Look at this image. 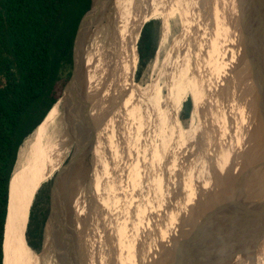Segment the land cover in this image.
Wrapping results in <instances>:
<instances>
[{
  "label": "bare ground",
  "instance_id": "6f19581e",
  "mask_svg": "<svg viewBox=\"0 0 264 264\" xmlns=\"http://www.w3.org/2000/svg\"><path fill=\"white\" fill-rule=\"evenodd\" d=\"M185 1L187 0H109L108 5L103 9V11L92 18L86 26V29L88 27L89 29H85L82 48L78 56L79 74L77 99L80 100V104L78 102L77 105L75 102L72 106V104L68 105V102H66L65 99H58L57 103L48 112L42 123L34 130L30 137L26 139L19 149L17 165L13 171L9 186L8 212L3 243V264H36L25 253V251L32 253L24 236L31 200L38 186L46 181L63 162L72 143L68 134H74L75 137L78 133V126L80 122L84 123L87 120L86 117L89 120V117L92 114L100 111V116L97 121H94L95 117H92L91 119V122L93 121L91 124L95 126L97 133L95 136L96 139H94V146L91 151L92 153H90V157L92 156V159L95 158L94 156H97L94 161H99L97 162V166L99 167L97 171L100 173L105 171L102 166L105 167V165H108L106 164L107 161H105L107 160L106 149H109L111 154H115L116 150L119 151L121 149H123V153H130L132 152V149L138 150V146L135 145L136 143L134 141L136 138L138 140L141 136H139V129L141 130L140 127L142 125V121L144 122L145 120V124L146 121H149L147 126L150 127L151 122L154 123L158 118H160L157 115L160 109L154 110L149 108V111L144 109L147 105H149L148 99H151L150 96H152V93L147 96V91H141L139 87L135 90H130L128 93L126 91L128 83L131 86L133 85L132 79L138 60L136 44L139 39L140 31L144 24L150 19L155 18L160 14H164L165 21L163 26L165 31L163 34L165 36L168 26L167 19L169 12L175 10L173 8L178 6L179 12L183 15L186 6L183 8L181 4ZM215 1L216 3H219L220 6L221 4L227 5L226 10L224 11H222L223 6L220 7V13L222 15L226 11V13H228L230 24L234 26L233 31H235V33L231 38H233V40L235 39L233 43H235L236 52L233 55L234 62L232 63L235 70L233 71L231 67L232 73L236 75L243 67V71H246L245 67H251V69L248 73H246L248 77L246 83H244L246 77L242 74L243 78L241 75L238 79L239 85L233 83L234 85L231 86L229 94L228 90L223 89V86H221L223 91H219V102L224 104V99H228L229 101V105L227 107L228 109L223 107L227 112L224 125H220L218 118V122L213 127H209L208 129L206 127L203 132L200 131V154L203 152L205 157L209 155V159L205 162L201 160L200 163L201 172L199 180L201 183L200 181L198 182L200 183L199 192H197V190L196 195L194 194L190 197L187 196L189 199L187 198L188 200L184 203L180 201L182 203L180 204L181 206L174 205L175 201H173V208L168 209L167 213L164 212L165 215L163 213L164 216H162L161 219L157 213H152L154 212L153 210L147 216L144 214L145 211H143V208L145 207V204L149 203L151 205L152 200L150 198L148 200V197H150V192H152V190L143 187V189L137 188L136 183L132 180L133 177H135V173L131 175L133 173L131 171V174H129L131 176L128 178H131L130 181L134 188L131 190V194L129 193L128 195L136 197L132 199L135 202L133 204L134 210L132 209L131 214L129 213L130 209H127L126 219L130 217V220L128 219L127 221H130L129 223H131L134 228L131 229V233L130 229L129 232L126 231L127 236H125V238L128 239L125 241L122 228V226L124 227V223H122V220L118 223L117 218L120 214L119 211L125 212L123 205L122 207L120 206L121 203L119 205V201H121L119 199V191L115 185H112L113 188L109 187V183L113 180L108 183L101 175L98 177L99 179L96 180V174H94L95 168L91 167L90 171L83 168L86 161H89L87 164L91 163V161L88 160L90 158L89 155H84L85 152L83 148V156L80 157L78 164L68 172L65 182L63 183V186H61L60 198L53 201L55 216L49 226L50 241L48 245H53L54 248L52 249L55 250L54 253L56 252L54 256L61 264H98L97 261H99V264H167L176 251L177 246L186 236L197 217L206 218L212 215V217L215 218L217 225L225 223L229 219L227 218L228 216L224 217V212L225 210H230L231 208V200H229L230 191L233 189V184L237 183L242 184V186L240 185L242 192L248 191L245 194L243 193L244 195L238 199V202L242 204V206L236 207V213L233 215V217L237 220L231 222L232 225L229 228V233L224 231V233H222V238L219 234L220 238L216 239L215 248H213L214 251L208 261L207 259L205 260V263L264 264V213H262L261 210V214L258 215L259 212L256 210L257 206L255 205L257 200L254 198L260 195L257 184L264 180V29L259 19V11L257 10L255 0ZM204 5H206V3ZM205 21L207 22L206 19ZM187 26L188 25H186V28ZM182 31L184 32V30ZM180 39L181 38H179V40ZM198 41H200V39ZM243 41L245 45L240 47V44L238 43H242ZM192 42H194V40L187 42L188 48L186 47V52L179 54L176 57V59H178L177 62H174V64H171L169 69L165 70L168 72H166V85L170 95L168 102L171 104L170 106L171 109H173L174 116H177L176 107L178 109L180 107H178L177 104L180 102L187 90L192 93V102L194 104L192 115L194 118L200 115L199 111L202 110L200 105L205 98L204 96H200V88H204L201 83L203 82L204 84H208L207 79L203 80V76L200 74V43L198 42V45L194 46L196 42L193 44ZM176 47L178 48V45ZM181 48L183 49L184 47L181 46ZM177 50H180V48ZM250 53H252V55H250ZM205 56H207V54ZM111 69L113 70L108 74ZM212 84L216 85V83H210L208 85L209 88L211 86V90H214ZM240 84H243L244 86L241 87ZM205 87L206 90H208L206 84ZM233 89L238 92L236 96H231ZM244 95L246 103L245 111L243 109H239V113V111L234 110L235 107L233 104H235L236 99L242 100ZM123 96L125 97L123 98ZM207 96L210 97L208 94ZM82 100H85L86 102V113H84L85 105L82 104ZM155 103H157V100ZM114 106L116 107L113 108ZM145 110L147 113L145 114V112H143L144 114H141V112ZM151 111L152 113L155 112V114H151ZM219 111H222V109ZM174 116L173 120L175 122ZM219 116L223 118V113ZM145 117H148V120L147 118L145 119ZM201 118L202 117H200L199 120H202ZM237 118L238 120L240 118L239 122ZM104 119H108L110 122L108 125L109 127L106 125L108 128H106L107 137L105 136L106 140L108 139L109 141L108 146L105 145V142L107 141L105 140L104 142V136L103 133H101L102 127H99V121L105 122L103 121ZM159 125L162 126L161 124ZM165 128L168 129V127ZM143 129H147V127H144ZM125 130H128L127 134H129L127 135V140L131 139L129 143L124 139V137V140L121 141L122 144L117 141L119 146H117V148H112L110 145L111 138H115V136L118 138L122 135L121 133L124 134ZM92 132H94V129ZM208 134H211V138H207L206 135ZM167 135L169 134L166 133V136ZM186 136L188 137V135ZM155 138H157V136ZM163 138L169 139V137L165 136ZM184 139L185 135L183 140L178 141L180 147L184 146ZM83 140H85V138H83ZM170 140L172 141V139H169V141ZM150 141H148L149 145L151 144ZM164 141L167 144L168 141ZM130 142L133 144H130ZM141 142L143 143L142 140ZM163 142L161 141V143ZM209 142L214 145L212 149L208 144ZM82 143L81 146L84 145ZM121 146H124L125 148ZM206 146H208V149H206ZM157 149H159V147ZM123 153L120 152V154ZM132 153L134 154V152ZM133 154L131 155L133 156ZM114 158H116V156ZM139 158L137 159L139 160ZM202 158L205 159L203 156ZM127 161L131 162V160ZM134 161L136 162L135 159H132L133 163H135ZM235 162L237 165L239 164V166H241V170L236 175L235 179L231 181L233 179L231 177L236 173L237 169V167L235 169L234 166ZM133 163H131V165ZM177 165L178 167L182 166V163H177ZM97 166L95 167L97 168ZM130 167L132 169V166ZM204 168L206 169L203 170ZM158 169L162 170L163 173H166V170H169L160 167ZM176 169L177 167L175 165V170ZM125 170L126 169L124 168V173ZM113 171L110 172L113 173ZM204 172L205 177L203 176L204 178L202 179ZM111 175L109 174L108 176L111 177ZM191 175H193V173ZM151 176L153 177V175ZM161 176L162 175H160V177ZM112 177H115L114 179H116L115 175ZM169 178L170 176L168 175L166 181L170 182ZM107 179L110 180L109 178ZM151 182L153 186L154 180ZM141 184L142 183H140V185ZM116 185L118 184L116 183ZM147 186H149V184ZM189 186L191 185L189 184ZM185 187L187 188L186 185ZM216 189H218V191ZM220 189L222 192L218 195ZM215 190L217 191L216 193ZM123 192L124 194H127L125 191H122V193ZM178 192L180 191L178 190ZM178 192L176 191V193ZM126 197L127 195L121 197V199ZM129 200H131L130 197ZM244 200H246V202L249 200V203L245 202L244 204L242 202ZM164 201H166V198H164ZM123 203H125V201H122V204ZM160 203L156 205L159 206ZM162 204L165 206V203ZM160 208L158 211L163 212ZM214 211L215 213L218 212L219 216H214ZM139 213L143 214L146 223L145 225H142L143 222L140 223V219H138L139 216L137 215ZM246 214H248L249 218L247 217V219H244ZM135 217L138 218L136 219ZM153 219H155V222ZM151 221L156 224V231L150 230L153 223ZM147 223H149V225H147ZM129 226L130 224L126 225L127 229ZM121 239L124 240L125 245L120 244L118 251L114 254L111 245L113 243H115V245L117 243L119 244Z\"/></svg>",
  "mask_w": 264,
  "mask_h": 264
},
{
  "label": "rangeland",
  "instance_id": "374dc122",
  "mask_svg": "<svg viewBox=\"0 0 264 264\" xmlns=\"http://www.w3.org/2000/svg\"><path fill=\"white\" fill-rule=\"evenodd\" d=\"M205 1H207V0H187V1H185L183 4H181L183 8H185V6H186V9H184L185 11L183 12V15H182L181 12H179L178 6H176V8H173L175 10H172L168 14V19H167V25H168L167 26V29L168 30L166 29L165 36L163 34V32L165 31L164 30V26H163L164 25V21H165L164 20L165 19L164 14H160L157 17L152 18V19L149 20V21H155L154 32H153V34H154V43H155L154 53H153V56L150 59H148L144 64L140 63L139 59L137 60L136 69L134 70L133 79H132V84L133 85L131 86L128 83V86H127L128 88H127L126 91L128 93L130 90H135V89H137V87H139V89H141V91H145V92L147 91V96L150 93H152V96H150L151 97L150 100H152V101H150L148 99V102L149 103L148 102L147 103L149 105H147L144 109H146L147 111H149V108L150 109H154V110L160 109V111L158 112L159 114L157 113L158 117H160V118L157 117L158 118L157 121H155L154 123L151 122L150 123V127L147 126L149 124V121H146V124H145V120H144V122L142 121V125H145V126H142L141 125V121H140V125H141L140 128H141V130L139 129L140 132L139 131L138 132H139V136L140 135L141 136L139 137L138 140L136 138L135 141H134L136 143L135 145L138 146V148L136 146V148L138 150L132 149V152H134V154L135 153H137V154L134 155L132 152H130V153L125 152L126 153L125 154L122 151L123 149H121L119 151L121 153H123V154H120V152L116 150L115 151V154L113 153L114 154L113 155V154L110 153L109 149L108 150L106 149V154H107L106 155V159L107 160H105V161H107L106 164H108V165H105V167L102 166L103 170H105V171H103L101 173L99 171H97V169L99 168L97 166V164H98L97 162H99V161H97V162L94 161L97 156H94L95 158L92 159V156L90 157V154H89V157L90 158L88 157L89 158L88 160L91 161L90 164H92V165L87 164V163H89V161L88 162L86 161L85 162V165L83 167L84 169H88L89 171H90V168L91 167L95 168L94 174H96V177H97V178L95 177L96 180L99 179L98 177H100V175L108 183L111 182V180H113V181L115 180L114 181L115 183L113 181L111 183H109V185H110L109 187H112L113 188L114 185L117 187V189L119 191V194H120V198L119 199L121 200V201H119V205L121 203L120 206L122 207V205H123V208L125 209V212L119 211L120 214L117 217L118 218V223H120L121 220H122V223H124V227L122 226V228H123V237L124 238H125V236H127L126 235L127 234L126 231L129 232V229H130V233H131L132 232L131 229L134 228L131 225V223H129L130 221H127L128 219L130 220V217L128 219H126L127 209H130V212L129 213L132 214L133 204L135 203L132 199L136 197V196L134 197L132 195H128L129 193L131 194V192H132L131 190H133V188H134L133 185L131 184V181H130L131 178H128V177L131 176V175H133L135 173L134 174L135 177H133L132 180H134V183H136V187L139 188V189H141L143 187V188H147L149 190H152V192H150V197H148V200H149V198L152 200L151 205L149 203L148 204H145V207L143 205V207H144L143 208V211H145L144 214L147 215V216L153 210L154 212H152V213L153 214L154 213H157V215L160 216V219H161V217L164 216L165 213H167V210L168 209L173 208V206H172L173 205V201H175L174 202V205L181 206L180 204L186 202V200L189 199L187 196L190 197L191 195L192 196L194 194L196 195V191L198 190L197 192H199V190H200L199 187H200L201 181L199 179H200V172H201L200 171L201 170L200 169L201 160L205 162L206 160L209 159V155L205 157V154L203 152H202V154H200V133L203 132V130L206 129V127H207V129L209 127H213L218 122L217 121L218 118H219V121H220L219 122L220 125H224V120L226 118L225 116H227V112L224 110L223 107H225V109H228L227 107L229 105V101H228V99H224V102L225 103L224 104H221L219 102V97H218L219 96V91L222 92L223 89H227L228 90V94H229V90H230L231 86L234 85L233 83H235L236 85H239L238 84V79L240 78V76L242 74H244V77H246L244 83H246V81L248 80V77H247V74L246 73H248L250 71L251 67H248V68L245 67V70L246 71H243V69H244V67H243L236 75H234L232 73V70L233 71L235 70V68H233L234 66H232V63L234 62V56L233 55L236 52V49H235L236 47H235V43H233V41L235 39L233 40V38H231V37L234 35L235 31H233L234 30V26L230 24V21L228 19V13H226V11L222 15L220 13V10H221L220 7L223 6L222 11H224V10H226L227 5H224V4L222 5L221 4V6H220L219 3H216L215 0H208L207 2H205ZM221 1H223V0H221ZM205 3H206V5H204ZM213 5H215V6H213ZM205 12H206V14H205ZM205 19L207 20V22L205 21ZM200 22L203 23V24H201ZM205 24H206V26H205ZM207 24H208V26H207ZM211 24H212V26H211ZM186 25H188L187 28H186ZM180 28L182 30H184V32ZM198 28H199V30H198ZM195 30H197V31H195ZM167 31H168V33H167ZM161 34H163V35H161ZM198 35H200V36H198ZM139 37H140V35H139ZM161 37H162V39H161ZM179 38H181L180 40L183 43L180 42ZM199 39H200V41H198ZM192 40H194V42H196L194 44V46H197L198 45V42L200 43V53H201L200 54V72L201 73L200 74L203 76V80H206L207 79L208 84H210V83H216V85L215 84H212V86L214 87V90H211V86L209 88V85L207 83H205L206 86H207V88H208V90H206L205 84L203 82L201 83L202 87H204V88H200V96H204L206 99L204 98L203 101L205 100L204 101L205 103L202 101V103L200 105L201 106V109H202L201 111H199L200 112V115L196 116L195 118L193 117L192 113H193V109H194V104L192 102V96H191L192 93H191V91H188L187 90L185 92V94L183 95L182 99L180 100V102L178 103L179 105L177 104V106L178 107L180 106V107H179V109L176 107V109H177V116H174L173 115V109H171V106H170L171 104H170V102H168V98L170 96L169 95V91H168V87L166 85V74L168 72L165 71V70L169 69V67L171 66V64H174V62L175 63L177 62L178 59H176V57L179 54H181L182 52H186V47L188 48V45H187L188 43L187 42L188 41L191 42ZM162 42H163V44H162ZM194 42H192V44ZM182 44H184L185 46L182 45ZM238 44H240V47H243L245 45L244 41L242 43H238ZM177 45H178V48H180V50H177L178 49L176 47ZM181 46L184 47V48L182 49ZM190 49H192V48H190ZM177 52H178V54H177ZM202 52H203V54H202ZM171 53H172V55H171ZM206 54H207V56H205ZM250 55H252V53H250ZM251 58H253V57H251ZM219 66H220V68H219ZM231 67H232V70H231ZM72 69H73V64H72ZM71 73H72V70H71ZM195 75H197V74H195ZM242 78H243V75H242ZM194 85H196V84H194ZM221 86H223V89L221 88ZM240 86L242 87L244 85L243 84H240ZM240 91H242V90H240ZM63 93H64V89H63L62 93L60 94V98L63 95ZM206 93L210 97H208ZM237 94H238V92L235 89H233V93L231 94V96L232 95L236 96ZM124 97L125 96H123V98ZM207 97H208V100H207ZM155 99L157 100V103H155V101H156ZM187 99H190V101H191V109H190L189 116L185 117L184 116V112H183L182 105H183V103ZM237 101H239V102H237ZM242 103H243V106H242ZM160 104H162V105H160ZM167 104H168V106H167ZM165 106H167V107H165ZM233 106L235 107L234 110L235 111H239V113H240V110H242V109L245 111V106H246V103H245V95L242 97V100L236 99L235 100V104H233ZM115 107L116 106H114L113 108H115ZM159 107H161V108H159ZM220 109H222V111H219ZM146 110L145 111H142L141 114L143 112H145V114H146L147 113ZM150 113L151 114H155V112L152 113V111ZM222 113H223V118H221V116H219ZM163 114H164V116H163ZM99 116H100V111L99 112H95V114H92L90 117L88 116L90 118L89 120L87 119L88 121L86 120L84 123L83 122H80L79 123L78 133L75 136V138H78L79 144L84 141L82 143V144H84V145H82L83 148L88 144L89 136H90V134L93 133L92 132L93 129H94V132L96 131L95 126H93V124H91L93 122V121L91 122V119H92V117H95L94 121H97L98 118H99ZM173 116L175 117V122L173 120ZM216 116H219V117H216ZM168 117H170V118H168ZM200 117H202L201 118L202 120H199ZM146 118L148 120V117H145V119ZM107 120L104 119L103 121H105V122L99 121V127L100 128L102 127V130H103V132L101 130V133H103L104 142H105L106 137H107V134H106L107 129L106 128H108L109 127L108 125L110 124L109 120L108 121ZM203 120H205V121H203ZM237 120H238V118H237ZM239 120H240V118H239ZM239 120H238V122H239ZM165 121H166V123H165ZM90 124L92 125V127H91ZM104 124H105V126H104ZM153 124H154V126H153ZM159 124H161L163 127L164 126L165 127H168V129H166L165 127L163 128ZM106 125L108 127H106ZM155 125H156V127H155ZM144 127H147V129H143ZM157 127H160V128H157ZM201 128H203V129H201ZM164 129H165V132L167 134H169L170 136L169 135L166 136V133L164 132ZM172 129H174V130H172ZM160 131L162 132L163 135L161 134ZM167 131H169L171 133H169ZM185 132H186V134H185ZM127 133H128V130H125L124 134L121 133L122 135H120L118 138L116 136H115V138H111V140H110V142L112 143V144L110 143L111 147L112 148H114V147L117 148V146H119V143H121V141L124 140V139L129 143V141L131 139L130 140H127V137H128L127 135H129ZM145 133H146V135H145ZM184 135H185V139L184 140H185L186 143L184 142V146L180 147L178 141L183 140ZM186 135H188V137ZM152 136H154V137H152ZM156 136H157L158 139L155 138ZM164 136L165 137H169V139H172V141L170 140L171 141L170 142L169 139L163 138ZM206 136H207V138H211V134H208ZM82 137L85 138V140H83ZM86 137H87L88 140L86 139ZM150 137H152V138H150ZM120 138H121V140H120ZM147 139H148V141H150V139H151V141H153V139H154V141H153L154 143L150 141L151 144L149 145ZM141 140L143 141V143L141 142ZM164 140H167L168 141L167 144H166V142ZM106 141L107 142H105V145L108 146V143H109L108 139ZM161 141L162 142L164 141V142L161 143ZM158 142L160 143V145H159ZM130 144H133V143L130 142ZM165 144H166V146H165ZM208 144L210 145V148L212 149L214 145L211 144L210 142ZM178 145H179V147H178ZM74 146H75V143H74V141H72L71 146H70V149L68 150V152H67V154H66L63 162L61 163V165L54 171V173L46 181H44L43 183H41L38 186V188L36 189V191H35V193H34V195L32 197V200H31V205H30V208H29V215H30V211L32 209L33 210V214H34V222H35V224L41 225V229H42V241H41V246L39 247L38 251H35V250L31 249L28 246L30 248V250L32 251V253H29L28 251H25V253L36 264H37V261H38V257H39L38 264H61L60 261H57L58 259H56L55 256H54L56 252L54 253L55 250L52 249V248H54L53 245L52 244L48 245L49 244V241H50V239H49V226H50V223L53 221L54 216H55L54 203H53V206H52V190H53V184H54V181H55V179L57 177L58 172L60 171V169L62 167H64L65 165H67L69 159L71 158V155L73 153ZM146 146H148V147H146ZM121 147L125 148L124 146H121ZM158 147H159V149H157ZM207 147L208 146H206V149H208ZM139 148H141V149H139ZM166 149H167V151H166ZM144 151H146V152H144ZM170 151H171V154H170ZM84 152H85V150H84ZM156 152H157L158 155L156 154ZM93 153H95V152H93ZM151 153L152 154L154 153V154L152 155ZM207 153H208V151H207ZM131 154H133V156ZM154 155H155V158H154ZM115 156H116V158H114ZM117 156H120V157H117ZM202 156L205 159H203ZM124 157L127 158V159H125ZM131 157H132L133 160L134 159L136 160V162L134 161L135 163L132 162ZM196 157H197V159H196ZM118 158H119V160L121 158L122 159L119 161ZM137 158H139V160ZM115 159H117V160H115ZM127 160H131V162L130 161H127ZM17 161H18V156H17ZM169 161H171V162H169ZM179 161L182 163V166H179L178 167L177 163L179 164L180 163ZM185 161H186V163H185ZM113 162H115V163H113ZM128 162H130V163H128ZM131 163L137 164V165H133V164L131 165ZM16 165H17V162H16ZM16 165H15V167H16ZM127 165H128V167H127ZM175 165L177 167L176 170H175ZM95 166H97V168ZM130 166H132V169H131ZM136 166L139 167V168H137ZM234 166H235V169H236V167H237V169H236V173L233 174V176L231 177V178H233L231 181H233L235 179L236 175L241 170L240 169L241 166H239V164L237 165L236 162L234 163ZM108 167H109V169H108ZM135 167H136V169H135ZM159 167L160 168L169 169V170H166V173L164 172L165 173L164 174L162 172V170H159L158 169ZM124 168L126 170L128 168L127 172L125 170V173H124ZM151 168H153V169H151ZM201 168H202V166H201ZM113 169H114L115 173H114ZM205 169L206 168H204L203 170H205ZM89 171H88V173H89ZM110 171L111 172L113 171V173H111ZM131 171L133 172L132 174L130 173ZM168 171H170V172H168ZM68 172L67 173H64V176H62L59 184L55 188L54 198H53L54 200L53 201H55L57 198H60L61 186H63V183L65 182L66 177L68 175ZM168 173H170V174H168ZM192 173H193V175H191ZM109 174L110 175L113 174V175H111V177H109L108 176ZM129 174H131V175H129ZM166 174H168L170 176V178H169V181L170 182L166 181V178L168 177V175H166ZM104 175H105V177H104ZM114 175L116 176V179H114L115 177H112ZM151 175H153V177ZM160 175H162V176L160 177ZM203 176L205 177V172L202 175V179L204 178ZM140 177L141 178L143 177V178L141 179ZM174 177H175V179H174ZM107 178H109L110 180H108ZM138 179L139 180L141 179V180L139 181ZM186 179H187V181H186ZM118 180H120V181H118ZM152 180H154L153 186H152V182H151ZM123 181H124V183H123ZM182 181H183V183H182ZM199 181H200V183H198ZM116 183L118 185H116ZM140 183H142V184L140 185ZM147 183L149 184V186H147L148 185ZM165 183H166V186H165ZM186 183H188V184H186ZM189 184L191 186H189ZM150 185L152 186V188H151ZM185 185L187 186V188L185 187ZM182 186H184V187H182ZM188 188H189V190H188ZM126 189H127V191H126ZM185 189H186V191H185ZM178 190L180 192H178ZM220 190L218 192V195L222 192ZM122 191H125L127 194H124V192L122 193ZM176 191L178 193H176ZM182 191H184V192H182ZM163 192H164V194H163ZM125 195H127V197L124 198L125 200L124 199H121V197H123ZM134 195H135V193H134ZM176 195H178V196H176ZM129 197H130L131 200H129ZM142 197H143V195H142ZM180 197L182 199H184L186 197L184 199L185 201L182 200ZM164 198H166V201H164ZM122 201L123 202L125 201V203L122 204ZM159 203H160V205L157 206L156 204H159ZM162 203H165V206H163ZM161 206H163V207H161ZM159 208L163 212L158 211ZM164 208H166V209H164ZM163 213H164V215H163ZM29 215H28V221H27L26 231H27L28 223H29ZM137 215L139 216V218L138 217L137 218L140 219V223L143 222L142 225H145L146 223H145V218L143 217V214L142 213H139ZM155 219H153L154 222H155ZM125 221H126V223H125ZM153 221H151V222H153ZM157 221H156V223H157ZM159 221H161V220H159ZM167 221H168V218H167ZM154 222L152 223V226H151L150 230H155L156 231L157 226H156V224ZM129 224H130V226L127 229L126 225H129ZM147 225H149V223H147ZM32 228H34V226ZM26 231H25V235L24 236H26ZM127 239L128 238H125L124 240L126 241ZM25 241H26V237H25ZM111 247H112V251H113L114 254L119 249L118 243L116 245H115V243H113L111 245Z\"/></svg>",
  "mask_w": 264,
  "mask_h": 264
},
{
  "label": "trees",
  "instance_id": "16d2710c",
  "mask_svg": "<svg viewBox=\"0 0 264 264\" xmlns=\"http://www.w3.org/2000/svg\"><path fill=\"white\" fill-rule=\"evenodd\" d=\"M90 6L91 0H0V264L9 182L19 149L69 81L76 32ZM154 26L155 21L145 23L137 42L142 64L154 53ZM182 108L189 116L190 99ZM25 237L38 251L42 229L32 209Z\"/></svg>",
  "mask_w": 264,
  "mask_h": 264
},
{
  "label": "water",
  "instance_id": "95a60500",
  "mask_svg": "<svg viewBox=\"0 0 264 264\" xmlns=\"http://www.w3.org/2000/svg\"><path fill=\"white\" fill-rule=\"evenodd\" d=\"M108 3H109V0H91L90 9L85 13V15L82 17L79 23L76 36H75V40H74V45H73V53H72L73 69H72L71 77L64 88L63 95L61 96V98H59L61 100L65 99V101L68 102V105L72 104L73 106L75 102L78 105V102L80 101L77 99L78 74H79L78 56L82 48V41L84 38V32H85L86 26L89 24L92 18H94L96 15L100 14L103 11V9L108 5ZM255 3H256L257 10L259 11V19H260L261 25L264 29V0H255ZM82 104L85 105L84 113H86L87 106H86L85 100H82ZM86 119L88 118L86 117ZM96 133L97 132L95 131L92 134H90L88 144L84 147V150H85L84 155L86 156L92 153L91 151L94 146V139H96L95 137ZM68 136L70 137L71 141H74L75 146H74L71 158L69 159L67 165H65L64 167L60 169L54 181L53 190H52V206H53V200H54L53 199L54 191L57 185L59 184L62 176H64V173H67L69 170L74 168L80 161V157L83 156L82 155L83 146H81V143L79 144L78 138H75L74 134H68ZM240 185L242 186V184L240 183L233 184L232 186L233 189L230 191L229 200H231V208L230 210H225L224 212L225 214L224 217L228 216L227 218L229 219L225 223L217 225L215 222V218H213L212 215L206 218L197 217L195 222L192 224V227L187 232L186 236L182 239L180 244L177 246L176 251L174 252L170 261H168L167 264H206L205 260L208 257H210L212 255V252L214 251L213 248H215L216 239H219L220 235L222 238L223 236L222 233H224V231L229 233V228L232 225L231 222L234 220H237L233 217V215H235L234 213H236V209H237L236 207L242 206V204L238 202V199L248 192V191L242 192L240 189ZM9 186H10V182H9ZM257 187H258V192L260 193V195L258 196L256 195L258 198L257 197H254V198L257 200L255 202V205L257 206L256 210L259 212L258 215H260L261 210H262V213H264V180H262L259 184H257ZM216 190L218 191V189ZM216 190H215V193L217 192ZM249 200H247V202L246 200L242 202L244 204L245 202L249 203ZM7 212H8V208H7ZM213 215L219 216V213L216 212ZM247 217H248V214H246V217H244V219H247Z\"/></svg>",
  "mask_w": 264,
  "mask_h": 264
},
{
  "label": "flooded vegetation",
  "instance_id": "af4514ba",
  "mask_svg": "<svg viewBox=\"0 0 264 264\" xmlns=\"http://www.w3.org/2000/svg\"><path fill=\"white\" fill-rule=\"evenodd\" d=\"M88 29H89V27H88L86 30H88ZM112 70H113V69L109 70L108 74H109ZM122 240H123V239L120 240L118 246H120V244H121V245L124 244V240H123V241H122ZM124 245H125V244H124ZM120 257H121V256H120ZM120 257H119V258H120ZM119 258H118V259H119ZM208 259H209V257L207 258V261H208ZM207 261H206V262H207ZM97 262H98V264H99V261H97Z\"/></svg>",
  "mask_w": 264,
  "mask_h": 264
}]
</instances>
